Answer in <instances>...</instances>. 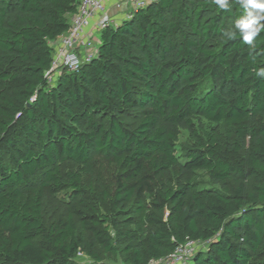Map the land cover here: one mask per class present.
<instances>
[{
    "label": "trees",
    "instance_id": "16d2710c",
    "mask_svg": "<svg viewBox=\"0 0 264 264\" xmlns=\"http://www.w3.org/2000/svg\"><path fill=\"white\" fill-rule=\"evenodd\" d=\"M80 2L0 0V264H150L188 240L191 264H264V32L249 55L223 37L238 4L153 0L50 83Z\"/></svg>",
    "mask_w": 264,
    "mask_h": 264
},
{
    "label": "built area",
    "instance_id": "2783aa9c",
    "mask_svg": "<svg viewBox=\"0 0 264 264\" xmlns=\"http://www.w3.org/2000/svg\"><path fill=\"white\" fill-rule=\"evenodd\" d=\"M151 1L128 0L127 3L133 7L134 12L145 8ZM79 5L77 13L71 17V27L67 34L53 43L55 56L47 73L50 83L56 81L63 72L78 73L84 63L92 61L97 55L100 33L115 23L112 10L122 12L124 8L123 0H81ZM199 244L188 240L169 257L150 264H189L198 252L195 247Z\"/></svg>",
    "mask_w": 264,
    "mask_h": 264
},
{
    "label": "rangeland",
    "instance_id": "374dc122",
    "mask_svg": "<svg viewBox=\"0 0 264 264\" xmlns=\"http://www.w3.org/2000/svg\"><path fill=\"white\" fill-rule=\"evenodd\" d=\"M128 0H123V4H124V8H123V14L122 15H117V17L115 18V23L112 25V27H116L118 24H120L121 22H123V20L127 19L128 17L131 16L132 12H133V7L127 3ZM95 52V50H94ZM82 56L84 57V53L82 54ZM209 127L208 123H205V128ZM221 130L223 129L222 127H220ZM193 145V140L191 138V136L189 135V133L187 131H183L181 133V137H180V141L178 143L177 146V152L178 155L180 156V158H182L185 154L186 149L190 148ZM75 168V164L73 163H64L61 165V170L64 172L70 171L72 169ZM199 181L203 183V186H211L210 182H209V177L206 174V172H199ZM86 181L89 182L88 179H86ZM67 193L63 192L60 194H56L54 196H47L46 199V203L45 205L46 207V217L47 220H54L57 216L66 213V209H67ZM205 248H207V243H200L199 246L195 247V250L198 251H203L205 250ZM99 253L102 256L103 259V263H107V264H122V258L120 256H113L111 254L108 253H102V251L100 250ZM89 261H91L90 258L84 256V255H79L75 261L74 264H84V263H89ZM157 264H163V263H157ZM191 264V261L190 263Z\"/></svg>",
    "mask_w": 264,
    "mask_h": 264
},
{
    "label": "clouds",
    "instance_id": "9594fccd",
    "mask_svg": "<svg viewBox=\"0 0 264 264\" xmlns=\"http://www.w3.org/2000/svg\"><path fill=\"white\" fill-rule=\"evenodd\" d=\"M219 10L229 11L232 3L238 4L242 14L235 20L234 26L223 32L228 41H240L249 47V55L255 50V42L264 32V0H210ZM258 78H264V68L255 69Z\"/></svg>",
    "mask_w": 264,
    "mask_h": 264
},
{
    "label": "crops",
    "instance_id": "0c3cea01",
    "mask_svg": "<svg viewBox=\"0 0 264 264\" xmlns=\"http://www.w3.org/2000/svg\"><path fill=\"white\" fill-rule=\"evenodd\" d=\"M125 2H126V0H125ZM119 14L122 15L123 12H118V11H114V10H112V12H111V15L113 16L114 20L117 17V15H119Z\"/></svg>",
    "mask_w": 264,
    "mask_h": 264
}]
</instances>
